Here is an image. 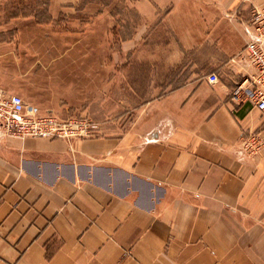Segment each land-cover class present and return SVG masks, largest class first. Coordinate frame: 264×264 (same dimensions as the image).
I'll return each mask as SVG.
<instances>
[{
    "label": "crops",
    "instance_id": "crops-1",
    "mask_svg": "<svg viewBox=\"0 0 264 264\" xmlns=\"http://www.w3.org/2000/svg\"><path fill=\"white\" fill-rule=\"evenodd\" d=\"M172 1L170 16L186 18L170 59L179 84L129 129L72 141L0 132V264H264V113L232 99L255 71L246 48L264 0ZM31 19L17 27L33 35L17 40L49 38ZM63 35L74 42L57 60L70 71L72 51L92 54L97 28ZM34 47L0 49V87L44 113H75L89 68L75 64L80 82L44 99L52 60ZM254 134L263 146L250 153Z\"/></svg>",
    "mask_w": 264,
    "mask_h": 264
},
{
    "label": "rangeland",
    "instance_id": "rangeland-1",
    "mask_svg": "<svg viewBox=\"0 0 264 264\" xmlns=\"http://www.w3.org/2000/svg\"><path fill=\"white\" fill-rule=\"evenodd\" d=\"M175 4L172 0H0V49L11 52L13 48L25 55L36 53L34 46L40 45L37 51L45 53L41 59L44 64L48 57L52 60L51 71L42 75L40 94L44 99H53L67 92L65 87L80 82L81 71L75 70V64H84L89 68L84 72L87 87L79 89V93H86V104L75 113L58 114L65 117L87 113L99 123L100 132L121 134L138 121L151 101L179 84L173 80L179 68L172 67L170 59L182 47L177 29L184 25L179 22L184 16H170ZM28 17L44 25V30L49 27L50 37H44L43 42L18 41L21 35H33L31 30L21 32L17 27L19 19ZM91 24L98 34L95 39L93 36L92 54L72 51L74 66L66 70L57 58L65 57L60 51L74 41L63 34L76 33L81 28L86 31ZM97 75L101 77L100 86Z\"/></svg>",
    "mask_w": 264,
    "mask_h": 264
},
{
    "label": "built area",
    "instance_id": "built-area-1",
    "mask_svg": "<svg viewBox=\"0 0 264 264\" xmlns=\"http://www.w3.org/2000/svg\"><path fill=\"white\" fill-rule=\"evenodd\" d=\"M255 35L247 45V55L255 67L248 73L232 94V99L254 103L264 113V7H256L252 12ZM211 82H219L217 74L209 76ZM0 132L14 137H46L68 140L93 137L100 132V125L87 113L60 116L50 111L44 113L37 103L29 102L23 95L9 93L0 87ZM250 153L263 146L259 134L243 140Z\"/></svg>",
    "mask_w": 264,
    "mask_h": 264
},
{
    "label": "trees",
    "instance_id": "trees-1",
    "mask_svg": "<svg viewBox=\"0 0 264 264\" xmlns=\"http://www.w3.org/2000/svg\"><path fill=\"white\" fill-rule=\"evenodd\" d=\"M12 17H16V15H12ZM40 21V20H39ZM41 22V21H40Z\"/></svg>",
    "mask_w": 264,
    "mask_h": 264
}]
</instances>
